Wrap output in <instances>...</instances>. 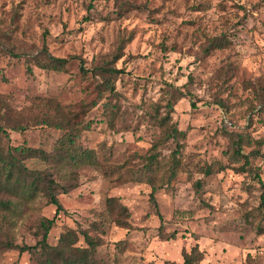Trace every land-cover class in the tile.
<instances>
[{
  "label": "rangeland",
  "instance_id": "374dc122",
  "mask_svg": "<svg viewBox=\"0 0 264 264\" xmlns=\"http://www.w3.org/2000/svg\"><path fill=\"white\" fill-rule=\"evenodd\" d=\"M45 47L65 67L38 65ZM100 65L122 68L114 89ZM171 101L170 119L186 135L181 169L156 191L160 227L143 165L154 142L166 159L178 147L157 125ZM52 115L70 117L74 150L93 148L104 166L60 172L25 158L31 170L49 169L45 183H59L64 209L49 242L74 228L76 244L87 245V230L101 241L96 264H178L196 243L201 264H264L255 175L264 178V0H0V142L53 150L66 130L46 122ZM10 194L0 188L23 211L0 203V264H37L41 253L17 245L37 242L56 205L43 191L33 200ZM110 195L129 207V227L110 212Z\"/></svg>",
  "mask_w": 264,
  "mask_h": 264
},
{
  "label": "trees",
  "instance_id": "16d2710c",
  "mask_svg": "<svg viewBox=\"0 0 264 264\" xmlns=\"http://www.w3.org/2000/svg\"><path fill=\"white\" fill-rule=\"evenodd\" d=\"M45 48L46 59L39 58L37 61L38 65L46 68L65 67V64L68 61L66 57L54 55L47 49V47ZM122 52V50L119 51L115 54L114 58L119 59L123 54ZM28 68L30 71H33L32 65H29ZM98 69L100 73L106 77V84L110 86L111 89H114L111 76L121 72L122 68L112 65H100ZM82 71L87 72L88 68L82 65ZM107 73L109 74L108 77L106 76ZM169 103L170 111L165 115L156 117L158 118L157 125L166 131V136L168 138H174L177 140L178 147L175 149L171 157L166 159L157 148L159 140L154 142L152 149L145 155V163L143 165L145 174H147L146 181L150 182L152 185L150 198L156 206L159 217L161 218L160 227L163 226V214L159 208L156 191L159 186L167 184L169 180L175 177L181 169L182 160L178 152H180V147L182 146L180 140L184 139L186 135L185 130L181 129L170 119L171 110H174L175 102L171 101ZM57 110L60 113L63 112L62 107H58ZM45 120H47V123L52 122L66 130V136L59 138L58 145H56L53 150L22 144L5 148L0 142V188H5L6 192L11 193L10 195H21L24 200H33L41 191H43L49 196V201L56 205L54 216H44L41 219L40 228L42 229V235L37 242L34 244H21L17 246H19L21 251L28 250L41 253L44 257H40L37 264H96L94 253L101 241L100 239L93 237L87 230L81 231L87 245L76 244V241L78 240V232L74 228L62 232L58 243L52 244L49 242L48 235L50 229L55 223L60 211L64 209V206L56 193V187L59 183L53 179V177H50L49 182L45 183L43 176H46V174L49 173V169L31 170L27 167L24 160L29 156H38L48 165L55 168V170H61L60 172H62V170L65 171L67 168L64 169V167H68L69 165L78 166L84 163L94 164L97 167H103L104 165L93 148L85 147L78 149L77 151L74 150V145H72V143L74 142V136L79 133V128L72 123L70 117L64 115H52ZM12 127L16 130H23L26 128V125L24 122H17L13 124ZM0 128L1 130L6 131L5 127ZM239 152H241V148L240 146H236L234 154ZM72 166L69 168L72 169ZM212 170L213 167L211 166L204 169L208 174L211 173ZM255 175L263 187L261 209L264 212V178L258 171L255 172ZM54 182L56 183L54 184ZM195 183L196 187H201L200 179H197ZM12 201L13 200L10 198L0 199V203L3 207L12 209L14 212L23 211L21 203L15 201L13 203ZM107 203L110 212L115 216V220L119 224L129 227V218L131 216L129 207L115 195L108 196ZM259 227V229L262 228L261 226ZM69 249L71 250L70 254H68ZM204 254L205 252L200 247L199 243H196L190 249L183 250V261L178 264H201Z\"/></svg>",
  "mask_w": 264,
  "mask_h": 264
}]
</instances>
